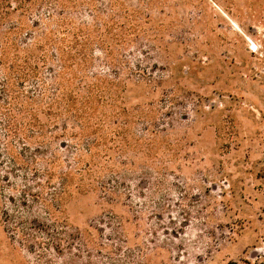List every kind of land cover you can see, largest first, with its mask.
Returning <instances> with one entry per match:
<instances>
[{
	"label": "rangeland",
	"instance_id": "374dc122",
	"mask_svg": "<svg viewBox=\"0 0 264 264\" xmlns=\"http://www.w3.org/2000/svg\"><path fill=\"white\" fill-rule=\"evenodd\" d=\"M0 264H264V0H0Z\"/></svg>",
	"mask_w": 264,
	"mask_h": 264
}]
</instances>
